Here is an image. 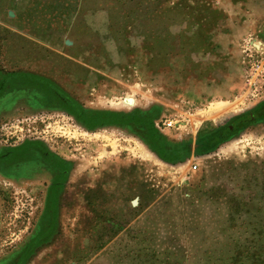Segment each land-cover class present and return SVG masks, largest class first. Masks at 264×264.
<instances>
[{
  "label": "rangeland",
  "instance_id": "obj_1",
  "mask_svg": "<svg viewBox=\"0 0 264 264\" xmlns=\"http://www.w3.org/2000/svg\"><path fill=\"white\" fill-rule=\"evenodd\" d=\"M250 34L264 41V0H0V80L31 73L86 109L157 110L168 143L194 145L264 102L245 84ZM45 96L0 98V154L40 142L71 166L55 235L26 264H224L264 231V122L169 163ZM55 180L41 163L0 164V264L42 230Z\"/></svg>",
  "mask_w": 264,
  "mask_h": 264
},
{
  "label": "trees",
  "instance_id": "obj_2",
  "mask_svg": "<svg viewBox=\"0 0 264 264\" xmlns=\"http://www.w3.org/2000/svg\"><path fill=\"white\" fill-rule=\"evenodd\" d=\"M28 88H35L46 94L44 102L49 101L51 106L67 111L89 130L103 127H119L131 130L160 159L169 163L183 161L192 153L196 155L207 154L215 150L220 142L248 126L249 122H264V102H262L248 114L250 116L248 120L237 123H234L236 119L232 120L223 130L200 136L194 145L191 142L173 145L168 143L155 127L157 110L145 112L135 110L127 113L86 109L58 84L43 76L31 73L6 75L0 80V98L12 90ZM231 126L233 131L230 130ZM20 161L26 164L41 163L55 175L56 180L49 195L42 220V230L10 264H26L36 250L55 235L59 219L58 196L71 169L67 161L50 152L40 142H29L19 149L0 154V164L14 165V162ZM252 237L250 246L247 244L239 245L234 255L224 264H264V231L256 228Z\"/></svg>",
  "mask_w": 264,
  "mask_h": 264
},
{
  "label": "built area",
  "instance_id": "obj_3",
  "mask_svg": "<svg viewBox=\"0 0 264 264\" xmlns=\"http://www.w3.org/2000/svg\"><path fill=\"white\" fill-rule=\"evenodd\" d=\"M245 84L248 96L259 99L264 95V41L250 34L241 43ZM172 126V122L164 124Z\"/></svg>",
  "mask_w": 264,
  "mask_h": 264
},
{
  "label": "bare ground",
  "instance_id": "obj_4",
  "mask_svg": "<svg viewBox=\"0 0 264 264\" xmlns=\"http://www.w3.org/2000/svg\"><path fill=\"white\" fill-rule=\"evenodd\" d=\"M122 102L126 105V106H133L135 105L136 101L133 97H125L122 99ZM220 107V105H218V108ZM220 109V108H219Z\"/></svg>",
  "mask_w": 264,
  "mask_h": 264
},
{
  "label": "flooded vegetation",
  "instance_id": "obj_5",
  "mask_svg": "<svg viewBox=\"0 0 264 264\" xmlns=\"http://www.w3.org/2000/svg\"><path fill=\"white\" fill-rule=\"evenodd\" d=\"M249 118H250V116H248ZM239 121H245L243 118H239V119H236L235 121H234V123H237V122H239ZM233 128H232V126L230 127V130L231 131H233L232 130Z\"/></svg>",
  "mask_w": 264,
  "mask_h": 264
},
{
  "label": "water",
  "instance_id": "obj_6",
  "mask_svg": "<svg viewBox=\"0 0 264 264\" xmlns=\"http://www.w3.org/2000/svg\"><path fill=\"white\" fill-rule=\"evenodd\" d=\"M134 205H137L136 201L133 202Z\"/></svg>",
  "mask_w": 264,
  "mask_h": 264
}]
</instances>
